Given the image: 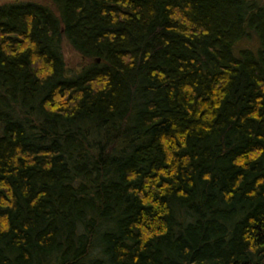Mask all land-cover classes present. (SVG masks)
Returning <instances> with one entry per match:
<instances>
[{
	"label": "trees",
	"instance_id": "16d2710c",
	"mask_svg": "<svg viewBox=\"0 0 264 264\" xmlns=\"http://www.w3.org/2000/svg\"><path fill=\"white\" fill-rule=\"evenodd\" d=\"M47 1L0 4V264H264V0Z\"/></svg>",
	"mask_w": 264,
	"mask_h": 264
},
{
	"label": "rangeland",
	"instance_id": "374dc122",
	"mask_svg": "<svg viewBox=\"0 0 264 264\" xmlns=\"http://www.w3.org/2000/svg\"><path fill=\"white\" fill-rule=\"evenodd\" d=\"M16 1H26V0H0V4L7 3V2H16ZM40 3L49 4L47 0H33ZM244 47H255V40L254 38H251L249 40H244L236 44L235 49L244 48ZM62 53L64 61L68 67V69L74 71L81 68V66L84 64V59L80 57L78 53H76L67 43L65 39L62 40Z\"/></svg>",
	"mask_w": 264,
	"mask_h": 264
}]
</instances>
